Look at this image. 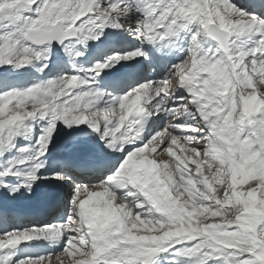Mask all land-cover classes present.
Returning a JSON list of instances; mask_svg holds the SVG:
<instances>
[{
    "label": "snow or ice",
    "instance_id": "snow-or-ice-1",
    "mask_svg": "<svg viewBox=\"0 0 264 264\" xmlns=\"http://www.w3.org/2000/svg\"><path fill=\"white\" fill-rule=\"evenodd\" d=\"M130 12L129 5L120 8L114 0H0V66L24 67L43 56L41 51L15 38L13 26L20 29L25 41L36 45L63 43L67 38L86 45L90 39H98L105 27L124 29L142 43L163 41L182 30L190 33L187 55L172 65L163 79L144 82L118 97L108 94L110 98L103 107L97 104L103 93L75 91L85 83L78 74L65 73L0 94V156L6 146L16 147L14 137L21 128L32 131L33 125L26 122L37 117L47 121L36 139L35 154L17 160L24 164L32 159L31 168L22 172L9 166L0 171V178L24 177L29 182L15 185L12 192L20 187L30 191L32 182L48 179L37 175L44 167L39 157L45 154L57 121L66 126L87 124L100 134L106 148L126 152L106 182L75 185L66 223L4 232L0 234V251L41 237L66 236L59 253L24 258L16 264H150L155 254L183 241L198 240L190 247L175 250L173 257L199 253L211 258L220 252L223 264H264V176L238 187L239 181L231 175L226 162L230 154L238 159L242 155L264 159V107L256 114L243 110L250 97L264 105V18L237 9L230 0H152L148 11L142 13L143 18L125 22L122 18L129 17ZM93 29H97L95 34ZM247 33L256 34L258 39L253 47L243 51L236 41ZM205 36L216 42L214 49L201 47L206 43L201 39ZM64 50L75 57L84 55L78 49L73 51L69 44H64ZM142 55L145 53L141 49L114 55L103 63H95L89 71L98 75L110 62ZM212 65L224 71L227 87H222L209 70ZM47 67L46 63L41 64L38 71ZM178 89H184L185 94L176 95ZM169 100L179 103L167 107ZM146 112H164L165 126L136 146L135 137L140 135ZM180 117L192 121L186 125L188 135L177 136L170 131L182 127L176 123ZM127 143L133 149L125 150ZM180 149L191 150L198 159L190 157L185 169L173 177L165 169L170 163L177 168L183 163ZM17 151L28 153L30 149L22 146ZM138 153L151 164L133 171L131 165ZM165 154L170 159L157 158ZM189 163L194 165V174ZM51 179L68 178L52 173ZM0 184L8 187L2 180ZM128 186L135 191L117 196L112 190ZM129 196L134 197L131 206L126 202ZM249 199L256 201L255 211L246 210ZM185 204L203 205L202 210L221 223L200 226L187 234L165 232L153 244L133 242L130 238V220L133 226L137 221L170 225ZM231 209L237 214L229 216ZM9 259L10 256L4 257L5 261ZM197 264H205V260Z\"/></svg>",
    "mask_w": 264,
    "mask_h": 264
},
{
    "label": "bare ground",
    "instance_id": "bare-ground-1",
    "mask_svg": "<svg viewBox=\"0 0 264 264\" xmlns=\"http://www.w3.org/2000/svg\"><path fill=\"white\" fill-rule=\"evenodd\" d=\"M114 2H116L120 8H123L125 4L131 7V12L129 14V17L122 18L125 22H129V23H131L132 21H135L137 17L143 18L142 13L147 12L150 6L147 0L145 1V3L143 0H118V1L114 0ZM230 2L235 7H237V9H242L246 12H252V13H255L260 18H264V8L261 10V12L258 13L251 5H249L250 4L249 2L247 3L244 0H230ZM150 3H152V1ZM134 4L137 5L136 6L137 11L133 9ZM194 26L196 27V25H189L190 28ZM132 27H135V25L132 24ZM113 30L117 31V33L125 37V40H126L124 44L125 47H123L121 51L116 52L114 51V49L110 47L100 48V44L105 43L107 40H112V42H114V37L112 36L106 37L101 34L98 39L96 40L90 39L89 41H87L86 45H81L77 43L76 41H69L65 43V44H69V46L73 48V51L77 49L82 51L84 53L83 56L75 57L74 55H69L64 50V45H63L61 48V53L58 56L54 55V57H51L48 59H43L37 62H32L31 64L28 63L26 66L22 67V70L23 72H27V75L32 74L33 77H37L38 79L42 78V75H45L46 70H49V72L53 73L54 77L59 76L60 73H67L71 75L73 71L81 70V74H85L84 76L85 81L96 80L98 81V83H100L98 86L93 87V89L94 90L96 89L97 92L104 93L105 94L104 101H105L110 98L108 94H111V96H117V97L120 95H124V92H127L125 91L126 87L131 84L130 81H126L124 87L118 91H113L110 88L111 83H120V82L115 81V80H111L110 82H107L106 81L107 78L112 77L119 71L124 70L126 72H129L130 76H133L134 78L132 82H137L138 80H141L139 84L134 86L136 87L144 82H156V81L163 79L165 75L167 74L169 68L172 65H174V63H172L171 61L166 62L165 58L167 57V54L159 53L158 51L155 50V48L153 47V44L155 43V41L153 42L145 41L142 43L140 39L135 38V34L130 35L129 32L128 31L126 32V30L124 29H113ZM96 32H97V29H93V34H95ZM189 36H190V33L187 32V30H182L178 32L176 35L168 37V38L181 37V41L179 43V51L173 54L170 57L171 59L177 58V62H178V61H182L185 58V56L187 55L186 46H188V43H189V38H188ZM255 40H257L256 34L247 33L241 36L239 40L236 41V46L239 47L243 51H248L251 47L254 46L253 42ZM209 41L214 45V48H215L216 44H214L211 40ZM240 41H243V43H240ZM211 45L204 46V48L205 49L211 48L213 46ZM136 49H141L145 53V55L133 58L137 61L128 62L125 60H121L118 62H110V66L106 67L105 69H102L98 75L95 74L93 71H89L94 68L95 63L97 62L103 63L107 61L108 58L114 55H124L123 53L124 51L127 50V52H129L128 50H136ZM151 50H154V52L151 53ZM90 54L92 56L91 58H90ZM216 55L217 57H219L220 54L217 53ZM247 59H250V57H247ZM44 63H46L48 67L45 68L43 72L38 71V69L41 67V64H44ZM128 64H133L135 66H130L131 68H127ZM21 76L22 74L19 76H13L14 78H11L12 76L11 77L8 76L6 80H4L3 82L2 81L0 82V90H2L3 88L20 86L21 84L23 85L25 80L22 79ZM124 79H128V78L125 77ZM99 90H103L106 93L103 91L101 92ZM183 94H185L184 89L177 90L176 95H183ZM149 103H152V101H150ZM178 103L179 101L169 100L166 106L172 107L174 104H178ZM247 105L249 107L258 106L259 108L262 104L259 102L258 99L250 97L244 104L246 109H247ZM166 119H167V116L164 112H160L157 115L147 114L145 134L140 138L135 137L136 146L141 145L145 140H147L153 134L163 129L165 126ZM176 123H181L182 127L180 129H171L170 131L172 132V134L174 135L181 134V133H183V135L189 134L188 128L186 127V125H191L192 121L187 120L186 117H180L179 120L176 121ZM103 125H104V122H103ZM108 126L111 127L112 125L109 124ZM42 128L43 127L41 125L36 126L32 131V137L34 135L36 137L38 132H40ZM84 129L92 130L91 128L88 127V125L85 127H81L80 133H77V135L74 138L70 139V140H74L73 142H69L68 145H65L64 147H60L53 154H51L50 158H48L47 160L45 159L46 160L45 163H47V165H45L47 167V168L45 167L46 174H48L47 171H49V173L51 172L50 174L60 173L61 175L68 178L66 180H56L55 181V183L57 184V189L61 190L62 194L65 193V190H67L70 186L75 187V185L77 184L87 185L85 184L88 182L87 180H90L89 178L97 175V174L95 175L93 174L92 176L78 177L77 175H74L71 172L72 170H86V171H81V172H87L88 169H91L94 167H100L99 169L102 170L101 173L110 174L112 172H115L114 171L115 168L125 158V154H126L125 151H117V150H111L109 148H106L105 142L102 141L101 139H98L100 138V136L98 135L99 133L95 132L94 135L85 134L83 131ZM97 141L102 142L101 146L103 149L101 151L99 149L100 146L98 145ZM125 145L128 146V149H133L132 144L127 143ZM109 151H111V153H108ZM177 151L179 150L177 149ZM183 151H184L183 149H180V152H183ZM188 152L190 154H194L191 150H189ZM138 155H141V157H138ZM161 157H163V155H161L159 159H161ZM142 158H144L143 155L138 153L137 158L133 160L131 166L135 167L139 165L138 169H140L141 167L144 169L148 165L151 164L150 160L142 161ZM166 158L170 159L165 154L162 160ZM112 160H113V164L109 166L108 162ZM171 165L172 164L170 163V166ZM175 175H177V173ZM107 178L108 177L102 179L101 181L105 179L107 181ZM101 181H99L98 183H100ZM12 182H13L12 179H10V184H7L8 187H0V211H1L0 212V234L4 232H10L12 230L27 229L28 226H30L29 225L30 222L32 221H35L33 223L37 224L38 222L42 220H48V221L52 220L53 225L59 224L58 222L62 220V217L64 213L66 212L65 194H63V200L61 202V205H58V204L55 205L54 199H55L56 192L53 191L51 195H49V198L45 197L44 195L45 198L42 199V197L39 194L34 193V192L26 195L24 191L21 190L20 188L18 191H15V192L10 191V189L12 188ZM88 185H92V184H88ZM112 190L116 193L117 196H120L122 195V193H126L129 190L135 191L134 189H131V186H128L125 188H113ZM133 198L134 197L129 196L126 198V200H132ZM44 209H47L48 212L43 216L42 214L44 212ZM53 209L55 211H53ZM31 227H34V226H31ZM35 227L38 228L37 226ZM41 239L44 240L43 245H38L36 241L37 239H33L30 241H24L18 244L16 250L13 251L15 252L14 262H17L24 258H28V256L23 252L24 246L27 243H29L28 246H32V247H28L29 249L27 248L28 251L37 252L38 250H40L39 253H44L46 251L48 252V249H51V241L53 238L47 239V237H41ZM32 254L33 253H31L30 255L28 254V255L31 256ZM1 259H4V257L0 256V260Z\"/></svg>",
    "mask_w": 264,
    "mask_h": 264
},
{
    "label": "rangeland",
    "instance_id": "rangeland-1",
    "mask_svg": "<svg viewBox=\"0 0 264 264\" xmlns=\"http://www.w3.org/2000/svg\"><path fill=\"white\" fill-rule=\"evenodd\" d=\"M147 1L149 2V5H151L150 2L152 0H147ZM136 6L137 5L134 4L133 9H135L137 11V7ZM25 15H32V13H25ZM21 27H22V25H21ZM11 31L14 33L15 38L21 40V42H23V43L30 44L28 41L24 40L23 34H22V32L20 31V29L18 27L13 26ZM201 39H202V41H206V43H202L201 44L202 48H204V46L212 44L208 40V38L202 37ZM74 41H76V40H74ZM30 45L33 48H35L36 50H39V51H41L43 53V56H42L41 60L45 59V57L51 58V57H54V55L58 56L61 53V48H62V47L56 48V47H53L51 45H47L45 47H36V46H34L32 44H30ZM186 48H187V46H186ZM211 48L214 49V45ZM45 49H50V51H45ZM128 51L131 52V51H134V50H128ZM129 52H127V50H126L123 53L125 55V53L127 54ZM133 60H135V59H131V61H133ZM32 62H37V61L31 60L29 62V64H31ZM74 72H76V73H74ZM74 72L71 73V74H78L81 79L85 80V78H84L85 74H81V70H77V71H74ZM21 74H22L21 78L25 80L23 85L21 84L20 86H14V87H10V88H3L2 90H0V94H3L4 92H6L8 90H12V89H23V88H26V87H28V86H30V85L38 82V81H41V80L55 78L54 74L49 72V71L45 72V75H42V78L38 79L37 77H33L32 74H28L27 75V72H23L22 67H16L14 65H3V66H0V82L1 81L3 82L4 80H6V78H8V76L9 77L12 76L11 78H14L13 76H19ZM63 74H65V73H60L59 76L63 75ZM140 82H141V80L139 82H136V83L128 86L125 91L129 92L132 89L133 86L139 84ZM99 84L100 83H98V81H96V80H87V81H85L84 84L78 85L77 88L75 89V91H93V92H97L96 89L95 90L93 89V87L98 86ZM99 91L102 92L103 90H99ZM103 92H105V91H103ZM127 92H124V94H126ZM104 95H102L97 101V104H98L99 107H103L104 106ZM256 108H258V106L249 107L247 105V109H246L245 106H243V110H246L248 112L251 111V110H255ZM260 110H261V106L255 112H250V113L256 114ZM26 123H29V124L33 125V128H32V131H33V129L36 126H38V125H41L42 127H44L46 125L47 121H46V119L45 120H41V119H39L37 117V119L28 121ZM81 125L82 126H80V125L66 126L63 122L57 121L55 129H54V131L52 133L51 140H50V142L47 145L46 152H45V154L43 156L39 157V160H40V162H42L44 164V167L39 170L37 175L38 176L48 177V179H38L37 181L32 182L30 191L27 190L26 187H20V189L23 190L26 195L34 192V193L39 194L42 197V199H43L45 197L49 198V195H51V193L53 191L56 192V189H57V184L55 183L56 180L55 179H51V176H52V174H50L51 172L49 173V171H47L48 174H46V172H45L46 171V169H45L46 166L45 165H47V163H45V161L48 158H50L51 154H53L60 147H64L65 145H68L69 142H73L74 140H70V139L74 138L77 135V133H80V128L81 127L87 126V124H81ZM108 127H110V126H108ZM181 130H183V129H181ZM32 131L25 132L23 130V128H21L19 130L18 135L16 137H14V142L16 144V147L15 148H10V147L6 146L3 155L0 156V171H3L4 168L9 167V166H11L14 171L15 170H20L22 172H26V171H28L31 168L32 163H34V161L32 159H29L24 164H18L17 160L22 158L23 156L31 157V156H33L35 154V151L38 148V145H36V139H37V137H39L42 134V132L40 131V132H38L36 137H35V135L32 137ZM102 132H103V121H101V133ZM86 134H88V133H86ZM182 134L183 133L176 134V135L179 136V135H182ZM92 135H94V134H92ZM98 135L100 136V134H98ZM98 139H101V138H98ZM100 143H99V146H100ZM51 144L55 145V147L53 149H50ZM22 146H28L30 151L28 153H19L17 151V149L22 147ZM99 149L102 150L103 148L100 146ZM124 149L127 150L128 146L124 145ZM183 150H184L183 152H180V157H181V160H183V163L177 162V163H179V168H177L175 165L174 166L171 165V166H169L166 169V171L171 172L174 177L176 176L175 175L176 173L178 174V172H180V171L185 169L186 164L189 162L188 159L190 157L198 159V157H195L194 154H190L188 152L189 150H185V149H183ZM108 153H111V151H109ZM138 157H141V155H138ZM163 157H161V160H162ZM157 158H159V157H157ZM55 160H57V159H55ZM144 160L145 159L142 158V161H144ZM226 162H227L228 170L230 171L231 175L234 177L235 180L239 181V184L237 185L238 187L242 186V184L247 182V180H249V179L256 178L257 176H264V159H257L256 157H249V156H243V155L238 159L234 154H230V155L227 156ZM117 167L115 168L114 171H116ZM131 168H132L133 171H136V170H138L139 165H137L135 167L131 166ZM141 169H143V168H141ZM189 169L194 174V165L189 163ZM113 173L114 172H112L110 174L109 173H107V174L101 173V175L97 174V175L89 178L90 180H87L88 181L87 183H85V182L84 183L87 184V185L88 184H92V185L99 184L98 183L99 181H101L102 179H104L106 177H109ZM78 175H80V174H78ZM10 179H12V181H13L12 182V187H14L17 184H20L22 181L25 183V185L27 183H29V182L24 180V177L17 178V177L7 176V177L0 178V180H2L6 184H10ZM104 181H106V179L101 181L100 183H102ZM158 182H159V180H158ZM0 187H4V186L2 184H0ZM73 189H74V186H70L67 190H65V193H63L66 196V200H65V202H66V212L64 213V215L62 217V220L60 222H58L61 225L66 223L67 220H68V217H69V214H70V208H71L70 201L72 200V197H73ZM123 194L124 193H122V195ZM44 195H45V197H44ZM197 197L199 198V193H197ZM126 202L130 203L131 200H126ZM60 205H61V203H60ZM129 206H131V204H129ZM203 208H204L203 205H201L199 207H193L192 204H185L184 205V210H182L180 212V214L178 215L176 221L173 224H170V225L149 223L147 221H144V222L137 221L135 226H133L132 223H131V220H130V222H129V235H130V238L132 239L133 242L140 241V242L146 243V244H153V243L156 242L155 238L160 237L162 235V233H165V232L180 231L182 233L187 234V233L191 232L193 229L198 228L200 226L208 227L212 223H216V224L221 223V221L218 220V218L209 217L208 213L206 211L202 210ZM249 208L252 209L251 211H255V208H256V201L255 200L249 199V204H248V208L247 209H249ZM196 214L199 215V216H197ZM236 214H237V211L235 209H231L228 212L229 216L236 215ZM33 222H35V221H32L29 224L30 226H28L27 229L32 228L31 226H37L38 228H40V227L45 226V225H53L52 220H50V221L42 220V221L38 222L37 224H34ZM132 232L135 234L134 236L132 235L133 234ZM66 238H67L66 236H62L60 238H53L52 241H51V249H52V251H51V249H48V252L47 251L46 252L43 251L44 253H40V254H39L40 250H38L37 252H35V251L31 252V251H28V249H29L28 247H32V246H28L29 243H27L24 246L23 252L28 256V258L46 257L49 254L55 255V254L59 253L63 249L64 241L66 240ZM47 239H51V238H47ZM196 242H198V240L197 241H183V242L177 243L173 247L168 248L167 251L155 254L150 259V264H168L169 260L172 261V264H197V262L199 260H201V259L205 260V264H223V259H222V256H221L220 252L213 253V256L211 258H205L199 253L194 254V255H190V256L189 255H180V256L173 257L172 254H173V252L175 250H177V249L183 250V249H185L187 247L192 246ZM16 248H17V245L9 247V248H5L4 250H2L0 252L1 253L0 256L1 257L10 256V259L7 260V261H5L4 259H1L0 260V264H16V262H14V260H15V252H13V251L16 250ZM12 252H13V254H12ZM31 253H33V254L31 256H29Z\"/></svg>",
    "mask_w": 264,
    "mask_h": 264
},
{
    "label": "clouds",
    "instance_id": "clouds-1",
    "mask_svg": "<svg viewBox=\"0 0 264 264\" xmlns=\"http://www.w3.org/2000/svg\"><path fill=\"white\" fill-rule=\"evenodd\" d=\"M209 70L212 71L216 80L221 84L222 87H227L228 81L222 69L218 68L216 65H212ZM247 210L251 211L252 209L249 208Z\"/></svg>",
    "mask_w": 264,
    "mask_h": 264
},
{
    "label": "water",
    "instance_id": "water-1",
    "mask_svg": "<svg viewBox=\"0 0 264 264\" xmlns=\"http://www.w3.org/2000/svg\"><path fill=\"white\" fill-rule=\"evenodd\" d=\"M72 39H75V38H67L63 43H61V42H57V41H50V42H45L44 45H36V44H33V45L38 46V47H43V46H45V45H47V44H50V45H53V46H55V47H61L66 41H69V40H72ZM28 42H30V41H28ZM30 43H31V42H30ZM31 44H32V43H31ZM52 147H54V144L51 145V148H52Z\"/></svg>",
    "mask_w": 264,
    "mask_h": 264
}]
</instances>
